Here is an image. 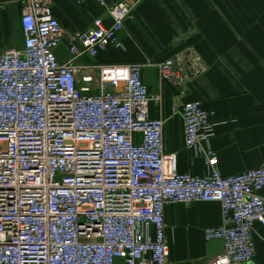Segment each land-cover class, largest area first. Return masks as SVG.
<instances>
[{"label": "built area", "instance_id": "2783aa9c", "mask_svg": "<svg viewBox=\"0 0 264 264\" xmlns=\"http://www.w3.org/2000/svg\"><path fill=\"white\" fill-rule=\"evenodd\" d=\"M106 12L110 25L95 18L67 35L50 0H24L22 47L0 51V264H167L165 207L197 202L220 205V224L203 236L222 240L223 251L207 264H254L264 165L221 176L209 147L214 112L191 101L180 110L183 144L206 172H178L164 151L162 98L149 93L140 65H90L78 75L76 59L122 47L132 7L120 1ZM157 70L160 81L178 77L173 59Z\"/></svg>", "mask_w": 264, "mask_h": 264}, {"label": "crops", "instance_id": "0c3cea01", "mask_svg": "<svg viewBox=\"0 0 264 264\" xmlns=\"http://www.w3.org/2000/svg\"><path fill=\"white\" fill-rule=\"evenodd\" d=\"M50 1L67 35L84 32L95 18L110 25L108 7L120 1L131 5L133 18L125 21L118 36L122 47H110L96 58L82 56L74 65L78 75L90 65L141 66L149 93L162 98L164 151L176 155L178 172L193 176L206 172L204 159L193 158L183 144L180 110L191 101L214 112L209 147L221 176L264 165V0H104L103 6L91 1ZM23 3L0 0V51L22 47ZM166 59H173L175 80L159 79L157 64ZM157 115L151 102L149 116ZM164 217L167 264H201L208 243L203 230L220 224V205L170 204ZM252 232L253 263L264 264V225L254 223Z\"/></svg>", "mask_w": 264, "mask_h": 264}, {"label": "water", "instance_id": "95a60500", "mask_svg": "<svg viewBox=\"0 0 264 264\" xmlns=\"http://www.w3.org/2000/svg\"><path fill=\"white\" fill-rule=\"evenodd\" d=\"M54 55L59 61L64 60L68 55L66 48L63 45H59L54 50ZM223 250V241L222 240H211L206 244V254L201 259V264H206V261L209 257H213L217 254H220Z\"/></svg>", "mask_w": 264, "mask_h": 264}]
</instances>
